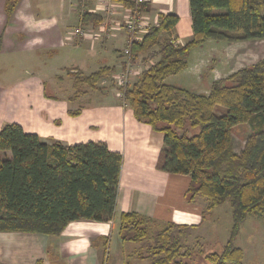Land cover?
Listing matches in <instances>:
<instances>
[{
  "label": "crops",
  "instance_id": "crops-1",
  "mask_svg": "<svg viewBox=\"0 0 264 264\" xmlns=\"http://www.w3.org/2000/svg\"><path fill=\"white\" fill-rule=\"evenodd\" d=\"M6 2L0 0V65L3 56L21 54L27 58V67L17 68L16 78L1 77L0 131L7 123H17L47 142L101 141L111 151L120 152L124 160L113 220L72 221L59 235L0 232V264H109L110 257L111 264H152L147 249L169 224L177 226V235L179 231L196 232V241L202 246L198 252L206 260L205 255L214 252L211 246L216 244L219 221L207 224L204 197L187 200L190 175L157 167L164 133L139 121L112 89L115 76L125 70L129 60L124 48L130 34L124 22L130 7L124 0H19L8 16ZM145 3L149 10L141 16L144 34L159 25L162 15L176 14L175 42L184 46L192 38L190 0ZM86 13L97 15L99 22H84ZM78 27L86 34H74ZM252 40L226 44L225 40L208 39L189 53L187 67L167 77L166 83L207 94L217 79L264 58V45L242 47ZM156 60L137 58L133 62L136 78ZM12 64L9 61L7 67H1V75L11 73ZM101 69L106 72L100 79L89 78ZM241 127H247L244 133H237L238 126L232 132L238 154L252 133L249 125ZM0 153L10 156V152ZM210 211H219L215 219L227 217L231 234L230 204ZM124 212H135L147 221L148 239H122L120 215ZM253 216L247 218L240 234Z\"/></svg>",
  "mask_w": 264,
  "mask_h": 264
},
{
  "label": "trees",
  "instance_id": "trees-1",
  "mask_svg": "<svg viewBox=\"0 0 264 264\" xmlns=\"http://www.w3.org/2000/svg\"><path fill=\"white\" fill-rule=\"evenodd\" d=\"M18 1L7 0L8 16ZM124 4L140 13L149 10L147 3ZM190 9L193 36L184 46L172 36L176 14L162 15L159 25L130 43L132 62L141 56L157 60L123 89V98L139 121L164 133L157 167L191 176L187 200L204 197L207 211L230 204V237L206 260L245 264L244 251L235 243L241 228L251 215L264 221V58L217 79L207 94L166 83V78L185 69L189 53L208 39H264V0H190ZM83 19L100 18L86 13ZM105 72L89 78L97 81ZM240 124H248L252 133L238 154L232 132ZM0 152H10L0 156V232L59 235L72 221L114 219L124 158L105 142H47L20 124L7 123L0 131ZM176 229L169 224L148 247L152 264H188L193 252L183 251ZM120 233L125 241L150 237L147 221L135 212L120 215Z\"/></svg>",
  "mask_w": 264,
  "mask_h": 264
},
{
  "label": "rangeland",
  "instance_id": "rangeland-1",
  "mask_svg": "<svg viewBox=\"0 0 264 264\" xmlns=\"http://www.w3.org/2000/svg\"><path fill=\"white\" fill-rule=\"evenodd\" d=\"M223 42L226 44L230 43V41H227V40H225ZM249 42L250 43H243L244 45L242 47H247L249 45L248 49H251V47L253 45H255V46L264 45V39H253L252 41H249ZM242 47H240L239 49H241ZM141 57H139V58H141ZM8 58H10L9 61L13 63L12 64V66H13L12 72L11 73L7 72L8 74H2V75L0 73V81L2 80V78H1L2 76H3V78H5L6 76H12V78H16L18 76V73H15L17 68H21L22 70H26L25 68L27 67V65H26L27 64V60H26L27 58L24 56H21V54H18L16 56L11 55V54L3 56L2 64L0 65V68L4 67V66L7 67L6 65L9 63ZM241 60L247 61L246 59H243V57H241ZM242 63H244V62H242ZM248 63H250V61H248ZM205 74H206V72H204V75ZM21 75H23V74H21ZM205 77H206V75H205ZM135 80H137L136 77L134 78V81ZM115 81H116V79H115ZM112 89L115 92H117V95L119 97H121L123 99V101L125 102L123 95H122L124 88H121L118 85L117 81H116L115 86L114 87L112 86ZM242 125H244V124L238 125V128L235 129V130H238L237 133L240 132L242 134L245 132V130H246L245 128H247V127H241ZM246 126H248V124H246ZM0 156H1V158H4L5 154L0 153ZM218 212L219 211H209L208 214L206 215L207 224H209L211 222L215 223L216 221L217 222L219 221L218 222L219 224L217 226V238L215 241L216 244H212V246H211L212 248L209 247V248L213 249L214 252L221 251L223 249V246L225 245V243L227 242V240L229 239V236H230V230H229V226L227 224V221H228L227 217L222 218L221 220L215 219ZM175 231H177V230H175ZM175 231H174V236L177 238H180V240L184 244L183 251L189 250L190 252H193V256L190 259H186L188 261V264H210L207 260L204 259L203 256H200V253L198 252V250H200V248L202 246L200 244H198L196 241L197 240L196 232H189L188 231L189 234H186L187 232L183 233L182 231H179V233L177 235L175 233ZM186 238H187V240H185ZM236 245L241 247L244 250L245 264H264V221H263L262 217H260L259 215H255V216L251 217L248 224L243 227L242 233L240 234L239 238L237 239ZM108 262H109V264H111V257L109 258Z\"/></svg>",
  "mask_w": 264,
  "mask_h": 264
},
{
  "label": "built area",
  "instance_id": "built-area-1",
  "mask_svg": "<svg viewBox=\"0 0 264 264\" xmlns=\"http://www.w3.org/2000/svg\"><path fill=\"white\" fill-rule=\"evenodd\" d=\"M136 6H139L142 3H145L146 0H133ZM142 13L137 9L129 8L128 16L124 22V27L129 31L130 39L128 45L124 48V53L126 55L130 54V43L133 41H138L142 39L144 31L146 30L145 26L142 23L141 19ZM148 32V31H147ZM76 35H85L86 32L82 28H76L74 31ZM137 76V70L133 65L131 60H128L127 66L123 72L115 76V79L118 85L121 88H125L128 85L132 84L134 78ZM123 95V94H122Z\"/></svg>",
  "mask_w": 264,
  "mask_h": 264
}]
</instances>
